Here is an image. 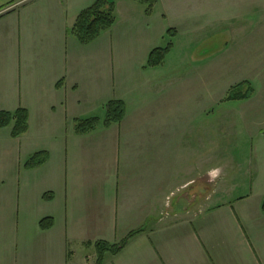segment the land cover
I'll use <instances>...</instances> for the list:
<instances>
[{"label": "crops", "instance_id": "crops-1", "mask_svg": "<svg viewBox=\"0 0 264 264\" xmlns=\"http://www.w3.org/2000/svg\"><path fill=\"white\" fill-rule=\"evenodd\" d=\"M96 1L0 0V112L29 113L23 135L0 128V264H96L97 241L141 228L103 264H264V0H224L218 21L198 0H157L150 13L111 0L114 25L82 44L71 30ZM206 12L257 25L226 48L244 78L219 82L252 88L239 115H200L216 103L213 79L149 65L174 21ZM111 100L126 114L105 126ZM92 117L95 130L75 131ZM227 133L240 153L225 154ZM38 152L47 162L26 168Z\"/></svg>", "mask_w": 264, "mask_h": 264}, {"label": "rangeland", "instance_id": "rangeland-1", "mask_svg": "<svg viewBox=\"0 0 264 264\" xmlns=\"http://www.w3.org/2000/svg\"><path fill=\"white\" fill-rule=\"evenodd\" d=\"M198 3L199 7L201 4L207 11L211 5V10H215L214 18L216 21L223 15L224 0H198ZM201 16L198 23L174 21L172 26L175 28H172L170 32L168 31L164 37L159 39V46L157 48H165L171 43V48L163 61L166 67L165 70L167 73L169 70H172V72L182 74L184 78H192L193 75V77L195 76V80L197 78L200 82L213 79L217 88L216 103L209 111L200 113V115H239L240 101H232L228 98V88H220L219 82L222 81L225 73L228 76L234 75V79L243 77L246 74L238 66L239 64L232 63L228 65L234 59L230 56L231 52L226 50V48L235 37L238 38L239 34L240 36L244 34L243 27L257 30V25L228 24L222 21L207 23L208 13L206 12ZM247 33H249V30ZM255 34L256 32H254ZM250 36L251 34L247 35L246 38L248 39ZM233 48L239 53L235 45ZM213 68L216 70L215 73L213 72ZM244 87L246 89L247 86L245 85ZM216 122L218 123V121ZM219 133L217 130V137H215L217 147L220 141L223 140L222 135H219ZM224 139L228 140L227 146H224L226 150L225 154H231V151L233 153H240L242 151V144L236 141L237 138L235 136L228 135L227 133ZM229 141L232 142L230 145Z\"/></svg>", "mask_w": 264, "mask_h": 264}, {"label": "trees", "instance_id": "trees-1", "mask_svg": "<svg viewBox=\"0 0 264 264\" xmlns=\"http://www.w3.org/2000/svg\"><path fill=\"white\" fill-rule=\"evenodd\" d=\"M146 5V12L150 13L157 0H137ZM115 4L111 0H97L92 6L85 9L78 16L71 32L77 37L82 44H89L96 40L98 36L105 30L111 28L115 23ZM171 29H169V32ZM171 48V43L165 48L154 49L149 57V65L156 66L162 64L164 58ZM245 83H240L231 89L228 98L232 100L247 99L252 95V88L244 92ZM126 114V105L122 100H111L106 105V114L103 120L105 126H110L113 123H118L123 120ZM102 121L97 117L87 119H77L75 121V131L79 134H85L95 130ZM13 125L12 136L17 138L27 132L29 128V113L24 108H19L15 112L1 111L0 112V128ZM49 155L47 152H38L34 154L25 163L28 169L37 168L47 162ZM47 199H52V195H46ZM264 209V202H263ZM52 218L41 220L42 229H49L53 226ZM144 229L132 231L121 242L112 244L106 241H97L95 247L98 258L96 264H103L106 253L117 254L127 244V242Z\"/></svg>", "mask_w": 264, "mask_h": 264}]
</instances>
